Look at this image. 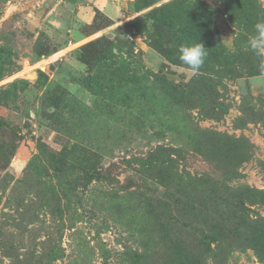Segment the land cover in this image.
<instances>
[{
  "label": "rangeland",
  "instance_id": "obj_1",
  "mask_svg": "<svg viewBox=\"0 0 264 264\" xmlns=\"http://www.w3.org/2000/svg\"><path fill=\"white\" fill-rule=\"evenodd\" d=\"M260 20L264 0H0V264H264ZM201 42L194 74L178 49Z\"/></svg>",
  "mask_w": 264,
  "mask_h": 264
},
{
  "label": "trees",
  "instance_id": "obj_2",
  "mask_svg": "<svg viewBox=\"0 0 264 264\" xmlns=\"http://www.w3.org/2000/svg\"><path fill=\"white\" fill-rule=\"evenodd\" d=\"M211 37H212V35L210 34V38ZM227 63L233 64V62H231L230 58H228ZM17 85L20 86L21 88H24L26 86V83L25 82H17ZM258 100H259V102H261V104L256 103V105H252V106H250V104H249V106H247V108L245 110V113H247L248 115H251L252 117H256V119L259 118L262 121H264V109L261 108L264 106V101H261L260 99H258ZM258 106H261V107H258ZM240 144L241 143L239 141L236 143H232L230 141L227 143L225 140L223 142L220 141L219 163L223 166V169L225 170L227 176L229 174L228 168L230 167L228 165H232L231 159L232 160L234 159L233 156H236L237 154H238V156L244 155V153H245L242 151ZM224 145H226L225 146L226 148H225V151L223 152V146ZM231 168H233V167H231ZM231 174L237 175V174H235V172L231 173ZM238 195H239L238 193L226 192V194L224 195V198L225 199L226 198H232V199L237 198L238 201L240 202V205H243L244 210H249L244 204V201L246 199L241 197V195L240 196H238ZM245 196L248 199H252L251 197H254L258 200L259 203L264 204V193H260V195H256V196H259L260 198L255 197V196H250V194H245ZM248 201H250V200H248ZM251 202H253V201H251ZM228 204H230V202ZM202 213H204V214L202 215V222H200L201 225L205 223L208 226V222H210L211 220H219L220 222H223L224 219L227 218V212H224L218 208H213L211 211L207 210L206 213L205 212H202ZM232 213L237 215L233 211H232ZM234 220L238 221L236 217ZM257 221H252V223H257ZM259 221L261 222V224H264V221H262V220H259ZM208 227H210V226H208ZM188 228H190V226L187 227L186 235L190 239V241L196 240L195 243H190L191 246H196V247H194L195 249L201 248V246H199V244L203 246L212 239L211 236L205 235L204 232L199 227H197V228L195 227V231H197V233L200 234L199 237H196L195 234L194 235L190 234ZM202 248H204V247H202Z\"/></svg>",
  "mask_w": 264,
  "mask_h": 264
},
{
  "label": "clouds",
  "instance_id": "obj_3",
  "mask_svg": "<svg viewBox=\"0 0 264 264\" xmlns=\"http://www.w3.org/2000/svg\"><path fill=\"white\" fill-rule=\"evenodd\" d=\"M255 35L247 41V47L260 60V71L264 73V20L258 21L254 25ZM180 61L186 65L194 74L203 67L208 56L207 48L204 44H182L178 49Z\"/></svg>",
  "mask_w": 264,
  "mask_h": 264
}]
</instances>
